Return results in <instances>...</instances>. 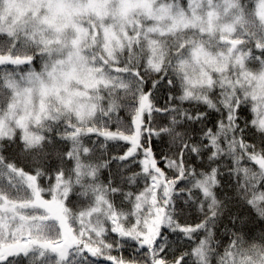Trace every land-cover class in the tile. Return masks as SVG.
Here are the masks:
<instances>
[{
    "label": "snow or ice",
    "instance_id": "1",
    "mask_svg": "<svg viewBox=\"0 0 264 264\" xmlns=\"http://www.w3.org/2000/svg\"><path fill=\"white\" fill-rule=\"evenodd\" d=\"M0 264H264V0H0Z\"/></svg>",
    "mask_w": 264,
    "mask_h": 264
},
{
    "label": "trees",
    "instance_id": "2",
    "mask_svg": "<svg viewBox=\"0 0 264 264\" xmlns=\"http://www.w3.org/2000/svg\"><path fill=\"white\" fill-rule=\"evenodd\" d=\"M164 90L162 89V92H163ZM161 102H163V100H161ZM187 106V105H186ZM113 144H115V142H112ZM121 143H124V142H121ZM141 183H143V181H141ZM73 201L74 202H76L77 203V207L79 208L81 205H80V202L77 200V197H75V196H73ZM193 215H195V213L193 214Z\"/></svg>",
    "mask_w": 264,
    "mask_h": 264
}]
</instances>
